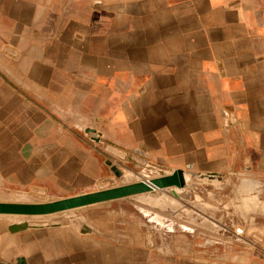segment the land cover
<instances>
[{"label":"crops","instance_id":"obj_1","mask_svg":"<svg viewBox=\"0 0 264 264\" xmlns=\"http://www.w3.org/2000/svg\"><path fill=\"white\" fill-rule=\"evenodd\" d=\"M108 157L264 187V0H0V187L96 190ZM256 216L243 242L228 217L203 242L200 214L172 210L27 250L33 264H264Z\"/></svg>","mask_w":264,"mask_h":264},{"label":"rangeland","instance_id":"obj_2","mask_svg":"<svg viewBox=\"0 0 264 264\" xmlns=\"http://www.w3.org/2000/svg\"><path fill=\"white\" fill-rule=\"evenodd\" d=\"M107 159L113 160L110 157ZM108 166V177L104 187L154 175L152 172L147 173L149 171L144 169L146 166L140 167L129 162L128 166L123 165L126 168L123 176L117 177L109 164ZM110 178L114 180L110 181ZM192 178L195 182L188 183L183 189L176 188V194L173 193L172 188H164L52 214L0 213V258L15 263L19 255H24L28 264H33L34 252L29 251L34 249L36 240L40 244L41 240L50 241L52 237L64 236L69 229L81 231L85 224L92 227L91 231H98L100 226L110 232H118L121 229L132 231L138 228L139 223L145 222L146 214L154 211L180 210L186 213H199L203 222V242L214 238L210 237L213 235L210 233L211 223L218 222L215 219L219 216L224 219L222 224H225L228 217L229 222L235 224L237 233L234 236L235 241L243 242L240 238L246 233L247 226H256L259 223L256 215L263 211L264 203H259L257 200L260 196L264 198V187L259 188L257 185L251 191L248 189L243 191V175L238 174H224L221 184L207 182L204 178H200L197 172H192ZM252 194L256 196V199L244 202L243 198ZM60 197L64 196L47 194L39 189L0 187V200L4 201H47ZM15 221H29L32 225L12 232L8 224ZM238 227H241L243 231L237 232ZM253 237L258 239L257 236Z\"/></svg>","mask_w":264,"mask_h":264},{"label":"water","instance_id":"obj_3","mask_svg":"<svg viewBox=\"0 0 264 264\" xmlns=\"http://www.w3.org/2000/svg\"><path fill=\"white\" fill-rule=\"evenodd\" d=\"M87 132L98 140V135H93L94 129L89 128ZM111 151L115 149L109 148ZM111 170L117 177H121L126 169L123 165L107 160ZM125 166V165H124ZM190 168V166H187ZM199 177L204 178L207 182L219 183L224 173L218 172H199ZM110 181L114 179H109ZM107 180L100 184V188L92 191L82 192L74 195L64 196L47 201H4L0 200V213L19 214V215H43L61 212L73 208H79L105 201L126 198L146 192H154L157 189L172 188L173 193H177V189H183L188 183L195 182L192 178V172L184 168H176L170 173L160 175H148V177H140L136 180L126 183L104 187ZM221 184V182H220ZM40 191L45 192L43 189ZM32 225L29 221H15L8 224V228L12 232L20 231ZM92 227L85 224L82 231H91ZM0 264H28L24 255H19L15 263H10L0 258Z\"/></svg>","mask_w":264,"mask_h":264},{"label":"built area","instance_id":"obj_4","mask_svg":"<svg viewBox=\"0 0 264 264\" xmlns=\"http://www.w3.org/2000/svg\"><path fill=\"white\" fill-rule=\"evenodd\" d=\"M224 114L227 115V113H224ZM242 231H243V229H242L241 227H238V228H237V232L240 233V232H242Z\"/></svg>","mask_w":264,"mask_h":264}]
</instances>
